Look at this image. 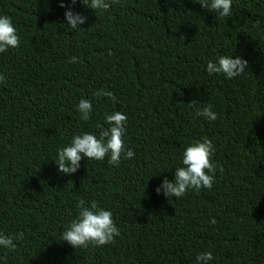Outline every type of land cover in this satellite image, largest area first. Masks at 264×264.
I'll use <instances>...</instances> for the list:
<instances>
[{"label": "trees", "instance_id": "trees-1", "mask_svg": "<svg viewBox=\"0 0 264 264\" xmlns=\"http://www.w3.org/2000/svg\"><path fill=\"white\" fill-rule=\"evenodd\" d=\"M90 3V0H86ZM108 11L77 0H0L20 38L0 53V233L14 236L7 264H264V0H232L228 17L200 0H118ZM61 3L66 7H61ZM86 16L71 29L65 13ZM111 53V55H110ZM237 56L246 72L209 75L208 62ZM75 57L77 63H69ZM106 89L114 99L94 97ZM81 99L92 101L81 118ZM197 101L217 114L196 115ZM127 116L119 167L84 158L58 171V149L85 132L99 137L107 115ZM213 141L211 189L181 198L156 189L175 181L183 152ZM78 199L109 210L114 244L76 249L62 240ZM215 218L216 223L211 220ZM0 264H5L0 259Z\"/></svg>", "mask_w": 264, "mask_h": 264}, {"label": "clouds", "instance_id": "clouds-1", "mask_svg": "<svg viewBox=\"0 0 264 264\" xmlns=\"http://www.w3.org/2000/svg\"><path fill=\"white\" fill-rule=\"evenodd\" d=\"M118 2V0H112ZM77 0H72L75 5ZM82 3L91 10L108 11L112 3L109 0H82ZM199 4L220 17H228L232 13V0H200ZM61 7H66L61 3ZM66 20L71 29H80L81 25L87 22V17L72 10L65 13ZM20 46V38L13 21L8 16H0V53H6L9 49H17ZM111 55V53H110ZM75 57L69 60V63H77ZM248 62L240 57L235 59L229 56H219L217 60L209 61L206 71L209 75L222 74L228 79L236 78L246 72ZM6 82V77L0 74V84ZM94 97H108L114 99V94L106 89H100L93 92ZM196 108V115L204 117L209 121H215L218 117L212 111V106L208 105L202 110L198 107L197 101L189 104ZM93 110L92 101L81 99L78 105V111L81 118L85 121L90 119V113ZM127 116L117 111L107 115L104 127L97 124L100 129L99 137L90 133H83L72 138L71 144L62 149H58L57 158L54 160L58 165V171L65 175L75 174L80 163L84 158L88 160L95 159L102 161L105 157H110L109 165L119 167L121 158L132 159L134 152L125 145L124 136L126 134ZM215 148L213 141L204 137L202 141H194L183 152L182 165L175 170V181L164 179L163 184L156 189L157 194L163 192L165 197L181 198L189 189L199 191L202 188L211 189L215 180L216 170L222 173L223 166L213 162ZM77 208L78 217L63 231L62 240L76 249L106 246L115 243V238L120 236V230L113 220L111 211L98 206L97 202L92 201L90 207L84 199H78ZM216 223L215 218L211 220ZM24 233L20 232L14 236L0 233V248L7 251H15L17 240H24ZM7 251L0 259H4L7 264ZM213 259L212 252L200 253L196 260L197 264H209Z\"/></svg>", "mask_w": 264, "mask_h": 264}]
</instances>
